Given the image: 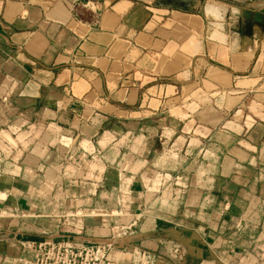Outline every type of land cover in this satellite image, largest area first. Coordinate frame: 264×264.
Listing matches in <instances>:
<instances>
[{
	"label": "crops",
	"instance_id": "obj_1",
	"mask_svg": "<svg viewBox=\"0 0 264 264\" xmlns=\"http://www.w3.org/2000/svg\"><path fill=\"white\" fill-rule=\"evenodd\" d=\"M226 2L237 50L194 0H0V264H264V0Z\"/></svg>",
	"mask_w": 264,
	"mask_h": 264
},
{
	"label": "built area",
	"instance_id": "obj_2",
	"mask_svg": "<svg viewBox=\"0 0 264 264\" xmlns=\"http://www.w3.org/2000/svg\"><path fill=\"white\" fill-rule=\"evenodd\" d=\"M87 5V4H86ZM88 6V5H87ZM127 231L115 234V239L108 244H82L72 240L54 242L46 238L41 241L20 242V255L14 260L15 264H115L109 258V253L117 248L121 238ZM118 250L132 255V264H157V257L139 248L119 247ZM181 250H172L174 263L180 261Z\"/></svg>",
	"mask_w": 264,
	"mask_h": 264
},
{
	"label": "clouds",
	"instance_id": "obj_3",
	"mask_svg": "<svg viewBox=\"0 0 264 264\" xmlns=\"http://www.w3.org/2000/svg\"><path fill=\"white\" fill-rule=\"evenodd\" d=\"M194 6L212 17L214 21L213 28L216 30L213 34V39L216 43L233 50H237L240 47L238 34L234 37L228 31L229 25L225 13L226 8L234 9L236 7L229 5L226 0H203V3H201V0H194ZM232 14L238 19L240 11H234ZM234 26L235 24L231 25V27Z\"/></svg>",
	"mask_w": 264,
	"mask_h": 264
}]
</instances>
